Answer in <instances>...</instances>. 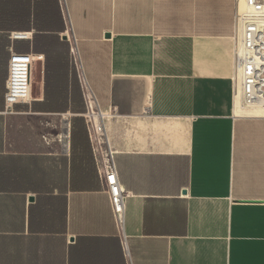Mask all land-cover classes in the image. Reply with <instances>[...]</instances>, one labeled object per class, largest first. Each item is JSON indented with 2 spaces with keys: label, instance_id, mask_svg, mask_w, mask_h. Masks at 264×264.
Masks as SVG:
<instances>
[{
  "label": "crops",
  "instance_id": "0c3cea01",
  "mask_svg": "<svg viewBox=\"0 0 264 264\" xmlns=\"http://www.w3.org/2000/svg\"><path fill=\"white\" fill-rule=\"evenodd\" d=\"M236 9L0 0V264H264V115L236 112ZM68 33L110 113L106 138L129 195L124 243ZM12 52L32 60L31 91L6 111Z\"/></svg>",
  "mask_w": 264,
  "mask_h": 264
},
{
  "label": "built area",
  "instance_id": "2783aa9c",
  "mask_svg": "<svg viewBox=\"0 0 264 264\" xmlns=\"http://www.w3.org/2000/svg\"><path fill=\"white\" fill-rule=\"evenodd\" d=\"M236 32L233 37V100L239 98L242 108L264 112V0H235ZM243 2L244 8L240 9ZM71 44L73 62L82 93L84 119L89 142L95 159L103 191L108 195L115 224L124 243L125 210L128 193L119 182L114 152L108 146L105 122L110 113L102 111L81 67L76 41L67 36ZM28 67L23 75V66ZM30 56L11 53L6 81L4 106L6 111L14 105L26 104L31 91ZM24 76V77H23Z\"/></svg>",
  "mask_w": 264,
  "mask_h": 264
},
{
  "label": "bare ground",
  "instance_id": "6f19581e",
  "mask_svg": "<svg viewBox=\"0 0 264 264\" xmlns=\"http://www.w3.org/2000/svg\"><path fill=\"white\" fill-rule=\"evenodd\" d=\"M244 8V5H243V2H241L240 3V9L242 10ZM30 65H24L23 66V72H22V74L23 75H25V74H27V71H28V67H29ZM24 77V76H23ZM235 103H236V99H235ZM240 105V108H239V110L238 111H242V113H254V115H264V112L263 111H261V110H247V109H245V108H242L241 107V104H239ZM236 111H237V108H236Z\"/></svg>",
  "mask_w": 264,
  "mask_h": 264
},
{
  "label": "rangeland",
  "instance_id": "374dc122",
  "mask_svg": "<svg viewBox=\"0 0 264 264\" xmlns=\"http://www.w3.org/2000/svg\"><path fill=\"white\" fill-rule=\"evenodd\" d=\"M68 36L69 37H71V33H68ZM240 100H239V98H236V103H235V106H236V108H237V113H242V111H238L239 110V108H240Z\"/></svg>",
  "mask_w": 264,
  "mask_h": 264
},
{
  "label": "water",
  "instance_id": "95a60500",
  "mask_svg": "<svg viewBox=\"0 0 264 264\" xmlns=\"http://www.w3.org/2000/svg\"><path fill=\"white\" fill-rule=\"evenodd\" d=\"M63 38H64V40H66L67 39V36L65 35Z\"/></svg>",
  "mask_w": 264,
  "mask_h": 264
},
{
  "label": "trees",
  "instance_id": "16d2710c",
  "mask_svg": "<svg viewBox=\"0 0 264 264\" xmlns=\"http://www.w3.org/2000/svg\"><path fill=\"white\" fill-rule=\"evenodd\" d=\"M12 32V31H11ZM44 32V31H43ZM47 32H50V31H47ZM63 32V31H62Z\"/></svg>",
  "mask_w": 264,
  "mask_h": 264
}]
</instances>
